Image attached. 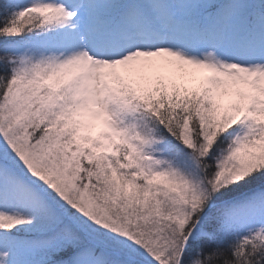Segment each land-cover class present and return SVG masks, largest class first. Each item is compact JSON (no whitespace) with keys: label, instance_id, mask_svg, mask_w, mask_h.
Wrapping results in <instances>:
<instances>
[{"label":"snow or ice","instance_id":"obj_1","mask_svg":"<svg viewBox=\"0 0 264 264\" xmlns=\"http://www.w3.org/2000/svg\"><path fill=\"white\" fill-rule=\"evenodd\" d=\"M0 264H264V0H0Z\"/></svg>","mask_w":264,"mask_h":264}]
</instances>
